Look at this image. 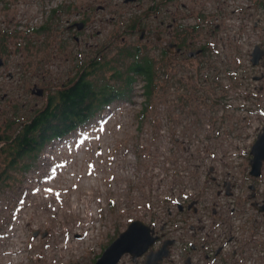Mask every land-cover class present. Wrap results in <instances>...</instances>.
Wrapping results in <instances>:
<instances>
[{"label":"rangeland","instance_id":"374dc122","mask_svg":"<svg viewBox=\"0 0 264 264\" xmlns=\"http://www.w3.org/2000/svg\"><path fill=\"white\" fill-rule=\"evenodd\" d=\"M91 5L88 28L68 29L76 11ZM96 5L95 0H0V122L12 104L20 109L24 103L43 105L44 99L30 95L34 84L46 88L51 82L54 95L82 68L95 85L117 87L114 74L124 78L132 62L117 59L119 50L139 47L155 70L148 104L138 82L129 101L110 103L83 126L44 147L34 161L23 158L12 166L0 155V264H94L130 222L140 220L159 230L168 208L173 210L182 197L193 201L190 210H196L198 202V208H210L214 202L221 206L251 197L246 190L251 180L248 165L234 140L242 137L237 123L241 113L243 122L264 126V95L245 100L237 93V80L229 78L232 97L219 95V89L209 96L206 92L220 84L223 88V81L207 84L204 70L197 80L193 65L172 69L160 64L159 48H145L136 35L122 32L130 28H113L114 14L97 13ZM247 34L246 42L257 40ZM114 35L117 39L110 44ZM248 48L241 46L244 58ZM91 60L99 62L98 71L88 69ZM229 68L238 71L234 65ZM250 103L253 112H241L238 105ZM222 154L231 160L222 159ZM25 164L29 168L22 170ZM208 166L215 176L213 168L206 172ZM85 181L94 185L87 205L95 208L90 210L92 221L75 214L71 205ZM217 181H223V187ZM87 196H78L79 207ZM208 216H213L211 210ZM122 263L132 264L129 256Z\"/></svg>","mask_w":264,"mask_h":264},{"label":"flooded vegetation","instance_id":"af4514ba","mask_svg":"<svg viewBox=\"0 0 264 264\" xmlns=\"http://www.w3.org/2000/svg\"><path fill=\"white\" fill-rule=\"evenodd\" d=\"M95 1L98 2V5L94 8L95 12L114 14V16L110 17L111 20L115 21V23L113 21V28H130L129 30H122V32H130L136 35L137 41L141 45L144 44L145 48H159L160 64L172 69L193 65L195 78L198 80V76L201 75L200 72L204 70L203 78L209 85H213V81L218 82L217 80L219 78L222 79L224 74L226 79L228 76L229 68L223 66L225 64L224 61L227 60V50L224 52L220 51L221 47H226L227 28H251L249 32L252 37L257 40L264 38V0H245L246 7L242 5L244 0ZM239 3L241 4L240 8H238ZM233 5L237 8L233 9ZM92 11V5L88 6L85 11H76V20L68 24L67 28H74L77 32L88 28L89 18L87 13ZM85 12L86 14H84ZM237 12L240 14L239 16L236 15ZM243 15H245V19L242 18ZM120 17L125 20H121ZM249 20L251 24H249ZM245 21L248 24H245ZM117 36L114 35L111 38L110 44L114 43ZM247 37H249V34ZM72 38L77 44L80 43L76 35ZM234 51L238 53V47L234 48ZM262 56L264 57V53ZM91 62L93 60L88 61V64ZM3 65L4 62L2 61L1 67ZM234 66L238 69L236 64ZM76 68L74 67V70ZM84 72L83 68L79 72L76 70L74 79H79ZM238 76L237 87L264 95L263 74L249 77L247 71H244ZM250 81L257 82V85L250 88ZM50 85L51 82H48L46 88H40L37 84H34L32 86L33 90H30L31 96L37 97L39 100L44 99L43 105L39 106L37 105L38 102H36L32 106H27L24 103L20 109L16 103L12 104L9 108L10 114L3 122H0V155L5 154V158L10 160L12 166L16 161L23 158L31 160L30 158L33 156L38 157L40 153V147L35 148L34 144L31 151H29V145H19L18 147V139L21 138L27 127L33 128V130L36 129L33 133L41 134L43 132L44 135L48 133L50 111L57 104L55 96L69 87L58 88L53 92L55 93L53 95L50 94V91H52ZM220 85L214 89L212 87V90L205 92L209 96H213L222 89ZM216 89H219V91H215ZM45 116L48 117L46 121ZM2 123L6 125L2 126ZM15 128L16 130L14 131ZM12 132L13 135L9 138ZM247 160L249 163V158ZM1 174L2 171L0 176ZM141 260H139L138 264H140Z\"/></svg>","mask_w":264,"mask_h":264},{"label":"built area","instance_id":"2783aa9c","mask_svg":"<svg viewBox=\"0 0 264 264\" xmlns=\"http://www.w3.org/2000/svg\"><path fill=\"white\" fill-rule=\"evenodd\" d=\"M242 5L246 7L245 0ZM238 6L240 8L241 4L239 3ZM236 8L233 5V9ZM236 15L239 16L240 14L237 12ZM250 29L227 28L226 30V47L223 46L220 48L222 52L227 50V60L224 61L225 64L223 66H227V68L235 64L238 66V71L229 68L227 79L232 77L237 80L238 75L244 71H247L249 77L252 75H264L263 56L256 66H253L251 63V55L255 48L260 46L264 52V38L261 40H254L252 38V42H246L245 37L248 34L245 35V32L248 33ZM247 45L249 48L243 50L244 58L240 50L241 46L246 48ZM236 47H238V53L234 51ZM249 70H252L253 73L250 74ZM227 79L225 78V74L222 75V79L219 78V80L223 81V88L219 91V95H229L232 97L233 84L226 81ZM219 80L217 81L219 82ZM254 85L256 86L257 82L250 81V88ZM237 91L245 100L248 96H262L255 91H246L240 87H238ZM243 105H238L241 108V112H253L251 103L250 106ZM231 106L232 108L235 107V105ZM242 120L243 115L241 113L240 121H237V123L238 129L242 132V137L238 140H236L238 136L235 138L234 141H237L238 144L235 149L245 158V162L248 165V167L246 166L248 168L246 174L249 175L250 166L247 158H251V147L256 141L257 136L261 133L263 125H256L254 122H243ZM248 127L251 129H247ZM243 138H246V142H243ZM242 143H245V146ZM221 156L222 159L231 160L226 155L222 154ZM223 163L225 162L223 161ZM210 168L213 167L208 166L206 168L207 173ZM213 170V175L215 176V169L213 168ZM228 182L231 188L235 187V184H232L230 181ZM223 184V181L216 182L217 186L221 185L223 187ZM249 186L254 187V198H250L251 200H230L221 206L218 202H214L210 208H208L209 205L198 208V202L195 206V212L188 209V205L193 202L191 199L182 197V201H175L172 206L173 210L171 208L167 210L166 220L161 219V222H159V230H156L152 226L155 230V235L159 239L151 249H160L164 241H173L172 245L169 246L168 259H164L159 264H185L187 258H189L190 264H264V212H258L252 206L253 203L257 207L264 204V162L259 177H251L250 182L246 184V190H249L252 194ZM233 194L235 197L239 195V193L235 194L234 191ZM179 206L183 208L182 212H179ZM209 210L212 211L214 217L208 216ZM202 214L204 215L202 218H197ZM172 215L176 216L175 220L168 221ZM181 215H183L182 218L180 217ZM250 221H252L251 225H249ZM192 246L193 249L191 248ZM199 256L203 257V259H200Z\"/></svg>","mask_w":264,"mask_h":264},{"label":"trees","instance_id":"16d2710c","mask_svg":"<svg viewBox=\"0 0 264 264\" xmlns=\"http://www.w3.org/2000/svg\"><path fill=\"white\" fill-rule=\"evenodd\" d=\"M132 50H119L116 55V58L121 57L122 61H126L124 58L132 59V62L127 65L126 71L124 72V78H121V74H114V77L117 78L116 80H119L117 87H113L107 83H103L100 86L95 85L97 81L88 79L89 74L87 71L84 72L77 81L74 79L69 82L66 85L69 87H66V90H63L55 96L57 104L50 111L49 134L44 135L43 132L41 134L33 133L36 129L33 130V128L30 129L27 127L22 133L21 138L18 139V147L19 145H29V151H31L32 145L34 144L35 148L40 147L39 151H42L45 145L50 144L52 141L62 139L77 127L83 126L110 103L124 100L129 101L133 95V88L138 82L142 83L144 102L148 104L154 88V62L147 56L140 55L142 50L139 47H135ZM88 69L93 72L98 71L100 69L99 62L94 60L89 64ZM145 112L146 109L143 108L141 113L144 114ZM47 119L48 117L45 118V121ZM36 158L37 156H33L30 159L34 161ZM27 166L28 164H25L22 170H27L29 168Z\"/></svg>","mask_w":264,"mask_h":264},{"label":"water","instance_id":"95a60500","mask_svg":"<svg viewBox=\"0 0 264 264\" xmlns=\"http://www.w3.org/2000/svg\"><path fill=\"white\" fill-rule=\"evenodd\" d=\"M262 55L263 52L256 48L251 55V63L253 66L258 64ZM1 66L2 60L0 59V67ZM250 156L249 175L252 178H257L260 175L261 167L264 162V126L262 127V132L257 136L256 141L251 147ZM209 170L211 171L212 169L210 168ZM249 189L252 191L250 198L253 199L254 188L253 186H249ZM191 206L192 203L188 206V209H190ZM252 206L258 212H264V204L257 207V205L253 203ZM182 210L183 208L179 206V211L182 212ZM193 212H195V209ZM33 236L36 237L37 232H34ZM158 239L159 237L155 235L153 227L140 220L132 221L127 225L126 229L103 250L94 264H120L122 258L125 256L130 257L132 264H138L141 258L140 264H159L164 259H168V249L173 241H164L160 249H151ZM191 248L193 249V247ZM185 264H190L189 258L186 259Z\"/></svg>","mask_w":264,"mask_h":264},{"label":"bare ground","instance_id":"6f19581e","mask_svg":"<svg viewBox=\"0 0 264 264\" xmlns=\"http://www.w3.org/2000/svg\"><path fill=\"white\" fill-rule=\"evenodd\" d=\"M83 183H85V184H82V185H80L81 187H79L80 188V190H79V195L81 194V196L83 195V194H88L89 196H87L86 198H83V200H82V202H81V205H83V207L81 208V207H79L78 205H77V202H78V199H79V195L77 196V195H75L74 196V198L72 199V201H71V205L73 206V208H74V213L75 214H78V213H81L82 215H83V217H84V214L86 215V216H89L90 217V219H89V221H92V213H90V210H94L95 208L94 207H89V208H91V209H89L88 208V203H89V201H90V199H91V196L90 195H93V192H92V189L94 190V188L92 187V186H94L93 184H91V182H89V181H85V182H83ZM96 185V184H95ZM57 201V200H56ZM94 206V205H93ZM89 213H90V215H89ZM92 217V218H91ZM80 234V233H79ZM91 235V234H90ZM92 237H89L88 239H91ZM69 247H71V245L69 246ZM73 247V246H72ZM72 249V248H71ZM73 249H75V248H73Z\"/></svg>","mask_w":264,"mask_h":264}]
</instances>
